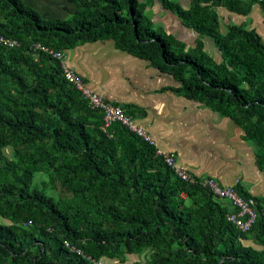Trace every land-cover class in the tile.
Returning a JSON list of instances; mask_svg holds the SVG:
<instances>
[{
    "label": "trees",
    "instance_id": "16d2710c",
    "mask_svg": "<svg viewBox=\"0 0 264 264\" xmlns=\"http://www.w3.org/2000/svg\"><path fill=\"white\" fill-rule=\"evenodd\" d=\"M68 1L76 7L70 19L45 20L22 0H0V36L20 43L0 44V264L124 263L128 255L143 264H264L260 203L256 223L243 233L227 220L235 211L198 182L181 181L155 146L120 123L106 128L103 110L66 78L62 59L35 46L64 54L114 41L170 71L181 84L177 92L234 120L264 165V40L245 26L222 34L209 2L186 9L159 0L185 27L213 39L224 59L217 65L163 40L139 0Z\"/></svg>",
    "mask_w": 264,
    "mask_h": 264
},
{
    "label": "crops",
    "instance_id": "0c3cea01",
    "mask_svg": "<svg viewBox=\"0 0 264 264\" xmlns=\"http://www.w3.org/2000/svg\"><path fill=\"white\" fill-rule=\"evenodd\" d=\"M22 1L30 6L27 0ZM238 1L249 9L247 14L231 9L228 0L216 6L208 4L217 14L221 33L226 34L232 26H245L264 40L263 6L258 0ZM139 2L154 31L174 49H182L192 58L205 56L217 65L223 63L222 52L213 39L185 27L175 11L159 0ZM180 4L186 9L190 7L187 2ZM40 5L44 13L47 9L48 20H66L76 10L68 0H43ZM200 41L202 51L197 47ZM65 56L66 67L74 70L105 101L136 115L133 119L153 137L156 154L173 152L179 165L194 175L198 185L205 187V181L213 180L223 188L236 189L264 208V165L259 163L254 140L230 117L177 92L181 84L170 71L118 49L112 40L79 45ZM223 203L238 213L230 201ZM244 243L262 249L253 241ZM126 259L124 263L105 258L101 261L104 264H143L140 255H128Z\"/></svg>",
    "mask_w": 264,
    "mask_h": 264
},
{
    "label": "built area",
    "instance_id": "2783aa9c",
    "mask_svg": "<svg viewBox=\"0 0 264 264\" xmlns=\"http://www.w3.org/2000/svg\"><path fill=\"white\" fill-rule=\"evenodd\" d=\"M179 1H201L210 2L213 0H179ZM0 44H5L10 49H14L20 45L16 40L5 39L0 36ZM36 49L44 51L53 55L55 58L63 59L64 54L51 50L41 44H36ZM65 75L68 80H71L76 88L82 93V95L89 100L93 107L103 110V120L105 127H111L114 123H120L130 132L136 134L138 137L147 141L150 145H154V139L151 134L131 117L127 116L124 110L113 104L105 102V100L97 93L92 91L88 86L85 85L82 80H79L74 73L65 68ZM157 155L161 157L164 163L177 175V177L188 184H196L195 177L191 172L186 171L183 167L179 165L178 157L173 152H157ZM205 187L210 190L212 194L218 197H227L231 199L234 203V207L238 209V213H232L228 216V220L236 225L243 231H249L257 221V210L254 207L255 201L253 199H244L242 196L237 194L233 189H223L217 185L213 180L205 181ZM65 246L70 249L71 252H76L79 255L84 254L75 247L71 246L69 242H65ZM86 257V256H85ZM89 260L95 262V264H104L102 261H95L91 257H86Z\"/></svg>",
    "mask_w": 264,
    "mask_h": 264
},
{
    "label": "clouds",
    "instance_id": "9594fccd",
    "mask_svg": "<svg viewBox=\"0 0 264 264\" xmlns=\"http://www.w3.org/2000/svg\"><path fill=\"white\" fill-rule=\"evenodd\" d=\"M178 2H180V3H186L187 1H179V0H177ZM193 2H195V1H193ZM201 2V1H200ZM213 1H210L209 3H212ZM187 3H189L190 5H191V2H187ZM203 3H206V2H203ZM208 3V4H209ZM183 7V6H182ZM135 30H137V29H135ZM159 41V40H158ZM66 58V56H65V53H64V58L62 59V66H63V68L65 69V68H67V69H69V70H71L72 72H73V70L72 69H70V68H68V67H66V65H65V63H64V59ZM78 90V89H77ZM111 104V103H110ZM114 105V104H113ZM153 146H155V144L153 145ZM220 186V185H219ZM221 187V186H220ZM221 188H223V187H221ZM223 189H225V190H227V189H233L237 194H239L238 192H237V190L236 189H234V188H230V187H227V188H223ZM240 196H242L241 194H239ZM218 197V196H217ZM243 197V196H242ZM218 198H220L221 200H227V201H230L231 202V204L234 206V203H233V201L231 200V199H229V198H227V197H218ZM244 199H252V198H245V197H243ZM254 200V199H253ZM255 201V200H254ZM256 206H257V203H256V201H255V208H256ZM235 208V207H234ZM257 210V209H256ZM230 214H232V212H230L228 215H227V220H228V216L230 215ZM229 221V220H228ZM230 222V221H229ZM232 223V222H231ZM233 224V223H232ZM234 225V224H233ZM236 226V225H235ZM237 227V226H236ZM238 228V227H237ZM238 229H240V228H238ZM243 233H248V232H250L251 231V229L249 230V231H243L242 229H240Z\"/></svg>",
    "mask_w": 264,
    "mask_h": 264
},
{
    "label": "rangeland",
    "instance_id": "374dc122",
    "mask_svg": "<svg viewBox=\"0 0 264 264\" xmlns=\"http://www.w3.org/2000/svg\"><path fill=\"white\" fill-rule=\"evenodd\" d=\"M39 1H40V2H43V0H27V1H25V2H26V3L28 2V3L30 4V7H32V8L35 9V10H37L43 19L48 20V15H46V13H48V11H47L46 8H45V12H46V13H44V12L42 11V7H41ZM174 2H177V0H174ZM70 18H71V16H69L66 20H68V19H70ZM97 93H98V92H97ZM205 188H207V187H205ZM207 189H208V188H207ZM187 204H188V202H187ZM191 204H192V203H190L189 205H191ZM135 257H136V256H135ZM135 259H137V257H136Z\"/></svg>",
    "mask_w": 264,
    "mask_h": 264
},
{
    "label": "water",
    "instance_id": "95a60500",
    "mask_svg": "<svg viewBox=\"0 0 264 264\" xmlns=\"http://www.w3.org/2000/svg\"><path fill=\"white\" fill-rule=\"evenodd\" d=\"M135 29H137L136 26H135Z\"/></svg>",
    "mask_w": 264,
    "mask_h": 264
},
{
    "label": "bare ground",
    "instance_id": "6f19581e",
    "mask_svg": "<svg viewBox=\"0 0 264 264\" xmlns=\"http://www.w3.org/2000/svg\"><path fill=\"white\" fill-rule=\"evenodd\" d=\"M224 201V200H223Z\"/></svg>",
    "mask_w": 264,
    "mask_h": 264
}]
</instances>
